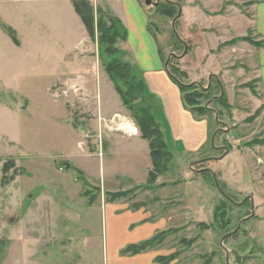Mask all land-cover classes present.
Returning <instances> with one entry per match:
<instances>
[{"label": "rangeland", "instance_id": "obj_1", "mask_svg": "<svg viewBox=\"0 0 264 264\" xmlns=\"http://www.w3.org/2000/svg\"><path fill=\"white\" fill-rule=\"evenodd\" d=\"M89 1L96 20L119 18L111 0ZM140 1L164 64L180 79L164 71L181 92L183 110L205 122L192 125L171 106L166 83L139 69L126 38L117 42L114 57L152 93L172 152L155 189L110 179L111 162L125 170L139 157L134 178L145 183L150 149L144 142L147 152L137 153L136 138L122 151L108 143L106 130L127 121L138 126L106 72L111 56L100 52L73 2L0 0V264H106L97 188L105 192L103 186L116 183L130 204H146L155 217L169 219L155 247L171 252L177 264H264L258 0ZM181 84L187 92L192 84L199 91L210 86L203 100L210 110L196 114L186 107ZM196 129L202 143L188 148L186 135Z\"/></svg>", "mask_w": 264, "mask_h": 264}, {"label": "crops", "instance_id": "obj_2", "mask_svg": "<svg viewBox=\"0 0 264 264\" xmlns=\"http://www.w3.org/2000/svg\"><path fill=\"white\" fill-rule=\"evenodd\" d=\"M109 6L124 23L127 31L126 43L130 48L134 61L137 63L139 69L143 71L145 75L158 74L160 81L166 83V86L171 94V98L166 95L169 104L175 107V109L181 114L185 115L192 125L205 126L204 121H195L188 112L183 110L182 95L180 90L167 78L164 73V71L168 69L161 58L154 35L148 30V16L141 4V1L111 0ZM253 21L255 34H257L259 39L264 40V0H258L254 4ZM256 58L260 87L262 94L264 95V47L258 49ZM78 64L80 65L79 59ZM62 84L64 85V83ZM106 131V134L108 135V143L115 146L118 150L121 149L120 151H122V149H128V147H130L129 145H132V139L136 138L134 140V148L137 149L138 147L139 150L136 152H141L142 154L147 152L144 142H147L149 145V141L141 136L139 128H137L134 124L130 131L121 127L118 130L109 129ZM195 135H197V129L190 130L187 133L186 144L188 145V148L196 149L202 143V140L194 137ZM149 155L151 158V150ZM136 162H140L139 157H137ZM111 163L112 164L109 166V169L111 176L110 179L113 183L114 181H118L119 177H127L130 182L138 184L139 186H145L148 184L149 174L153 168L152 158L151 163H148L147 168L149 172L147 173L145 183H136L134 174L137 175V163L132 162L130 167L125 168V170H119L115 166L116 164H113L114 162ZM167 185L168 183L164 184L165 187ZM154 187L155 185L152 186L151 189H155ZM97 189L99 190V204L106 216V264H161L158 260L159 257L170 256L171 252L162 250L159 247H153L135 255H123L121 252L126 247L145 242L153 238L158 233L168 230L169 219L164 216L155 217L154 210L148 208L146 204H130L128 198H124L123 196L115 201H111L108 193L120 192V187L117 183L110 189L103 186V189L106 190L105 192H102L101 187ZM102 193L105 194V199H102ZM91 203L92 202H90V204ZM177 263V260H172L167 264Z\"/></svg>", "mask_w": 264, "mask_h": 264}, {"label": "trees", "instance_id": "obj_3", "mask_svg": "<svg viewBox=\"0 0 264 264\" xmlns=\"http://www.w3.org/2000/svg\"><path fill=\"white\" fill-rule=\"evenodd\" d=\"M72 2L90 37L98 40L100 52L111 56L105 62L106 72L113 82L117 93L120 95L123 105L132 111L133 118L137 123L141 136L149 141L153 168L149 174L148 184L145 186L152 188L158 178L169 170L173 157L155 118L154 105H152L151 101L153 98L152 93L147 91V86L144 81L137 80V77L132 74L133 70L128 63L119 61L117 57H114L118 53L116 47L117 42L127 37L126 28L117 17H109L108 19L100 16L96 20L94 7L89 0H72ZM7 32L19 44L15 31L12 28H7ZM167 69L173 79L180 83V79L176 77L168 65ZM181 75L183 77L187 76L185 71H181ZM190 86L194 88V91L187 92L189 89L185 85L181 84L180 86L186 107L196 114H203L210 110V107L203 104V100L209 97L211 87L208 86L202 91H199V89L193 87L195 86L194 84ZM208 101L211 102V99L209 98ZM108 196L111 201H115L122 197L123 194L121 192L108 193ZM90 202L93 201L90 200ZM158 240L159 233L145 242L126 247L121 253L123 255L139 254L155 247ZM174 259L175 257L172 256L158 258L161 264H167Z\"/></svg>", "mask_w": 264, "mask_h": 264}, {"label": "bare ground", "instance_id": "obj_4", "mask_svg": "<svg viewBox=\"0 0 264 264\" xmlns=\"http://www.w3.org/2000/svg\"><path fill=\"white\" fill-rule=\"evenodd\" d=\"M120 127L125 129V130H131L133 128V124L130 121L123 122L120 124Z\"/></svg>", "mask_w": 264, "mask_h": 264}, {"label": "water", "instance_id": "obj_5", "mask_svg": "<svg viewBox=\"0 0 264 264\" xmlns=\"http://www.w3.org/2000/svg\"><path fill=\"white\" fill-rule=\"evenodd\" d=\"M145 3L147 5H152V4L157 5L158 4L157 2L154 3L152 0H145Z\"/></svg>", "mask_w": 264, "mask_h": 264}]
</instances>
